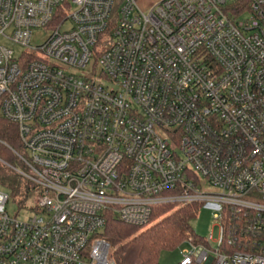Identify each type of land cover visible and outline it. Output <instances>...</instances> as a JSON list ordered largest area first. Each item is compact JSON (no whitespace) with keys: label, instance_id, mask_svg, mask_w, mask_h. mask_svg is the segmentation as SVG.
Wrapping results in <instances>:
<instances>
[{"label":"built area","instance_id":"1","mask_svg":"<svg viewBox=\"0 0 264 264\" xmlns=\"http://www.w3.org/2000/svg\"><path fill=\"white\" fill-rule=\"evenodd\" d=\"M227 8L0 0V115L20 144L4 163L36 188L26 219L0 189V264H115L110 217L192 203L219 236L188 237L180 264H264V0Z\"/></svg>","mask_w":264,"mask_h":264},{"label":"trees","instance_id":"2","mask_svg":"<svg viewBox=\"0 0 264 264\" xmlns=\"http://www.w3.org/2000/svg\"><path fill=\"white\" fill-rule=\"evenodd\" d=\"M243 1L236 0L228 5L227 10H237ZM2 142L13 149H20L16 127L0 115V187L22 206L36 188L4 163L15 165L18 161ZM200 207L198 203L178 208L161 206L154 210L149 222L151 225L145 229L144 226L126 224L110 217L102 232L103 238L110 245V258L115 264H162L159 261L161 251L176 249L188 237L196 242L201 241L202 238L191 226ZM188 264L199 263L191 261Z\"/></svg>","mask_w":264,"mask_h":264},{"label":"rangeland","instance_id":"3","mask_svg":"<svg viewBox=\"0 0 264 264\" xmlns=\"http://www.w3.org/2000/svg\"><path fill=\"white\" fill-rule=\"evenodd\" d=\"M135 1L138 7L142 11L147 12L159 0H135ZM224 1L227 3V5L236 2V0H224ZM50 34H51L50 29L38 28L33 32L30 40V44L32 46H37V47L41 46L42 44L45 43V41L50 36ZM0 44L5 45L7 47L12 46L9 40L4 39L2 37H0ZM13 48L15 52H19L20 50V48L18 47H13ZM15 166H19V164L17 163L15 164ZM0 189L2 188L0 187ZM6 211L11 216H17L19 219H26L27 216L31 214V211L27 209H23L21 206L17 204V202L14 199H12V197H10L8 202L6 203ZM214 213L215 211L212 208L201 205V207L198 209L196 217L191 222V226L194 232L199 237L206 239L209 236H211L212 238V241L210 242L211 246L216 247L217 246L216 240L219 236V227L217 220H215L214 218ZM150 225L151 223L144 226L143 229L149 227ZM189 249H190L189 244L187 242H184L174 250H163L159 254V261L162 264H177L181 259L182 251L185 250L188 251Z\"/></svg>","mask_w":264,"mask_h":264}]
</instances>
